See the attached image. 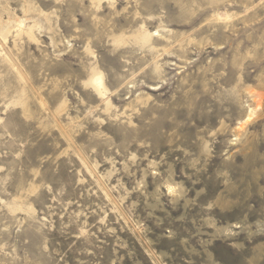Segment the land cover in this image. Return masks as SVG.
<instances>
[{"label": "rangeland", "instance_id": "374dc122", "mask_svg": "<svg viewBox=\"0 0 264 264\" xmlns=\"http://www.w3.org/2000/svg\"><path fill=\"white\" fill-rule=\"evenodd\" d=\"M263 193L264 0H0V264H264Z\"/></svg>", "mask_w": 264, "mask_h": 264}, {"label": "bare ground", "instance_id": "6f19581e", "mask_svg": "<svg viewBox=\"0 0 264 264\" xmlns=\"http://www.w3.org/2000/svg\"><path fill=\"white\" fill-rule=\"evenodd\" d=\"M147 37V36H146ZM148 39V38H147ZM91 76L90 79L88 80V85H90L96 92H98L100 95H103L106 92V88L104 87L103 81H102V77L100 75V73L96 70L91 71ZM121 94V93H120ZM118 96V95H116ZM120 96V95H119ZM119 98V97H118ZM251 115V114H250ZM249 116H247L244 119L243 124H245L247 121H249ZM240 124V126H238V129H242V125ZM168 188V193L174 194L175 190L172 189V187L170 185L167 186ZM263 196V200H264V193L262 194ZM229 232V231H228Z\"/></svg>", "mask_w": 264, "mask_h": 264}]
</instances>
